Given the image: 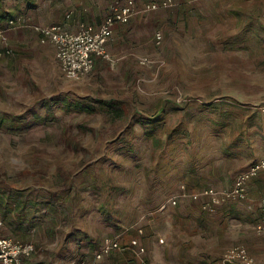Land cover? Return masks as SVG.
Returning a JSON list of instances; mask_svg holds the SVG:
<instances>
[{"label":"rangeland","instance_id":"374dc122","mask_svg":"<svg viewBox=\"0 0 264 264\" xmlns=\"http://www.w3.org/2000/svg\"><path fill=\"white\" fill-rule=\"evenodd\" d=\"M62 1L0 0V236L35 245L19 264H76L103 239L126 245L127 234L140 229L133 238L143 253L132 247L98 264H222L234 244L264 247L255 207L247 237L223 229V217L209 228L191 223L170 240L163 234L161 208L187 175L181 172L194 174L201 152L211 151V142L200 148L194 123V61L177 55L189 50L179 44V25L200 0L160 7L168 10L163 25L171 36L155 24L161 44L130 40L79 81L65 76L53 45L41 44L32 27L42 8ZM133 1L137 12L160 0ZM20 17L28 26L6 25ZM163 95L179 103H163ZM4 116L19 122L17 129L3 125ZM253 255L264 261V248Z\"/></svg>","mask_w":264,"mask_h":264},{"label":"crops","instance_id":"0c3cea01","mask_svg":"<svg viewBox=\"0 0 264 264\" xmlns=\"http://www.w3.org/2000/svg\"><path fill=\"white\" fill-rule=\"evenodd\" d=\"M125 2L127 0H66L56 6L42 8L46 14L36 17L34 24L61 23L69 30H77L81 22H87L98 27L117 4ZM189 9L187 18L184 17L179 25L178 34L179 44L189 50L177 55L184 62L194 61V76L198 78L195 82L198 98L194 123L199 131L198 140L202 142L200 148L205 142H211V151L201 152L194 174L189 175L186 170L181 172L187 175L183 174L181 179H177L179 185L176 194L161 208V211H165L168 224L163 234L170 240L174 236H181L191 223L209 228L213 227L211 222L216 224L218 217H223V229L227 227L234 234L242 233L243 237H247L245 231L253 220L250 207L260 211L258 220L261 216L264 171L248 181L246 199L228 201L213 211L204 210L202 202L194 200L190 194L208 187L228 188L240 173L264 159V0L254 3L242 0V3L236 4L226 3V0H200ZM167 15L168 10L164 8L149 11L139 7L129 22L116 23L107 43L111 56H116L126 42L135 41V38L139 42L141 39L150 43L156 41L153 33L158 27L155 24H160L159 29L163 30L165 38L171 36L163 25ZM37 36L40 41L36 33ZM103 61L106 60H98L96 66ZM186 65L191 66L190 63ZM171 99L163 95L161 100L163 103H179L178 99ZM182 185H185V191ZM167 186L171 187L172 184ZM186 196L191 198L192 203L187 201ZM172 198H177L176 205L171 203ZM206 215L209 217L204 222L202 220ZM139 233L127 234L129 240L126 245ZM91 241L87 246L92 247ZM257 244L258 247L255 246ZM257 244H250L251 249L247 247L252 255L264 248L260 242ZM93 253H82L89 256L90 264H98L103 259L106 262L108 256L123 252H113L101 260H95Z\"/></svg>","mask_w":264,"mask_h":264},{"label":"built area","instance_id":"2783aa9c","mask_svg":"<svg viewBox=\"0 0 264 264\" xmlns=\"http://www.w3.org/2000/svg\"><path fill=\"white\" fill-rule=\"evenodd\" d=\"M173 0H160L159 2H149L145 5V10H157L160 7H169ZM136 13V4L133 0H128L124 4H117L112 13L104 21L95 27L87 22H81L77 30H69L61 23L52 25L34 24L33 29L39 35L42 43H51L55 49V56L60 64L65 76L71 80H82L96 66L97 61L111 60L112 56L107 48V43L111 39L116 23H127ZM6 25L11 28L28 26L26 18L9 19ZM6 28L0 26V37H4ZM157 44H161L163 34L157 32L155 35ZM9 52V50H8ZM264 171V159L253 163L248 170L240 173L234 183L224 189L215 187L204 188L191 193L194 200L202 202L204 210L213 211L232 200H244L248 196V181L255 175ZM185 191V185L181 186ZM171 203L176 205L177 198H172ZM261 216L256 224V232L264 234V197L260 202ZM2 222L0 221V224ZM142 233V230H139ZM163 242V239H160ZM130 247H137L139 253L145 251L138 238H132L128 245H123L120 241L106 238L93 253L95 260H101L105 256L116 251H126ZM35 250V245L30 241H23L11 237L0 236V264H19L23 258L30 257ZM89 256L82 254L77 260V264H90ZM222 264H264L263 260L252 255L243 244H236L227 249L224 254Z\"/></svg>","mask_w":264,"mask_h":264},{"label":"trees","instance_id":"16d2710c","mask_svg":"<svg viewBox=\"0 0 264 264\" xmlns=\"http://www.w3.org/2000/svg\"><path fill=\"white\" fill-rule=\"evenodd\" d=\"M1 123H3V125H6V127L10 128V129H17V127L20 125L19 122H17L16 120H14V119L12 120V119L5 117V116L2 119Z\"/></svg>","mask_w":264,"mask_h":264}]
</instances>
